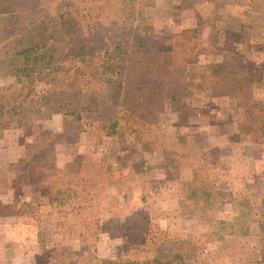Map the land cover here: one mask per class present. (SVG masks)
I'll return each mask as SVG.
<instances>
[{
  "label": "rangeland",
  "instance_id": "rangeland-1",
  "mask_svg": "<svg viewBox=\"0 0 264 264\" xmlns=\"http://www.w3.org/2000/svg\"><path fill=\"white\" fill-rule=\"evenodd\" d=\"M125 1L135 7L137 3L145 5L146 24L155 34L195 33L199 63L189 67L185 75V80L196 84L195 92L181 102L166 103L159 115L160 131L144 136L124 134L126 142L117 140L113 146L114 138L103 137L99 143L95 132L82 129L78 142L66 144L53 142L51 135L72 131V120L38 99L49 85L30 83L20 94L23 107L16 114L9 113L18 84L12 74L0 72V101L5 98L7 103V112L0 117V143L6 149L16 145L20 149L19 157L4 165L7 174L1 185L5 196L0 195L5 197L0 200V264H50L58 247L79 249L86 224L84 234L95 244L98 255L119 259L129 227L144 221L158 223L170 236L202 238L199 241H204L208 264H259L258 223H251L245 236L229 235L224 241L205 239V223L189 215V192L171 178L179 175L180 166H168L162 150L166 144H185L191 155L182 162L185 167L208 168L215 189L230 192L245 201V207L264 215V130L262 142L256 146L237 124L241 119L237 109L242 114L245 103L256 104L264 114V87L248 81L245 99L209 94L211 85L228 72L232 55L263 77L264 32L256 33L249 18L246 25L239 20L249 13L253 0ZM259 5L264 15V0ZM7 24L0 21V37L4 29H10ZM204 74L208 85L204 86L205 93H199ZM108 147H113L115 154ZM104 155L106 169L100 182L92 166ZM13 166L19 171L17 175ZM68 168L82 175L85 190L69 193L68 201L60 203L68 194L58 179ZM187 175L188 170H183V176ZM69 205L83 210L72 212ZM238 213L239 209L226 201L214 218L224 223L239 218L240 224L250 219ZM230 228L239 229L235 223ZM215 232L225 233L220 226Z\"/></svg>",
  "mask_w": 264,
  "mask_h": 264
},
{
  "label": "trees",
  "instance_id": "trees-1",
  "mask_svg": "<svg viewBox=\"0 0 264 264\" xmlns=\"http://www.w3.org/2000/svg\"><path fill=\"white\" fill-rule=\"evenodd\" d=\"M259 1L253 0L248 6L249 13L239 19L246 25L249 18L256 33L264 32ZM137 4L135 7L125 0H0V21L8 22L7 28H10L4 29L0 37L3 52L0 72L12 74L18 84L8 112L16 114L23 107L25 101L20 100V94L30 83L44 82L49 87L39 93L38 99L48 109L68 115L74 124L70 132L51 135L53 142L76 143L81 130L89 129L95 132L99 143L103 137H111L114 138L112 145L116 146L117 140L120 144L126 142L124 134L134 132L144 136L160 131L159 115L166 103L192 97L197 87L185 80L189 67L199 63L195 52L197 37L191 30L172 36L151 32L146 24L145 5ZM234 56L228 72L211 85L210 96L245 99L248 81L264 87V73L261 77V72L253 71ZM206 77L202 76L197 88L199 93L206 92ZM2 100L0 117L7 112L5 98ZM243 108L242 114L237 109L241 118L238 127L258 146L264 130L263 110L251 102ZM108 148L115 154L113 147ZM162 150L168 166H180L179 175L171 178L189 192L188 212L205 223L207 232L203 237L208 241H224L229 235L245 236L250 224L256 222L258 263L264 264V215L245 207V201L230 192L215 189L208 168L185 167L182 162L191 156L185 144H166ZM92 167L103 182L105 155ZM12 168L17 175L18 169ZM183 170H188L187 176H183ZM58 180L68 194L60 203L68 201L69 193L74 195L77 189L85 190L86 181L72 168ZM226 201L239 209L238 216L250 219L244 224H240L239 218L232 223L217 221L216 212ZM69 206L72 212L83 210L81 206ZM234 223L239 229L230 228ZM218 226L225 233L217 234ZM87 229L86 224L84 233ZM84 233L80 235L78 250L58 247L50 264H208L204 241H199L202 238L170 236L158 223L144 221L129 227L123 257L119 259L100 257L95 244Z\"/></svg>",
  "mask_w": 264,
  "mask_h": 264
},
{
  "label": "crops",
  "instance_id": "crops-1",
  "mask_svg": "<svg viewBox=\"0 0 264 264\" xmlns=\"http://www.w3.org/2000/svg\"><path fill=\"white\" fill-rule=\"evenodd\" d=\"M11 147V146H10ZM20 149L18 148V146H12V148H8L6 149V147L3 146V144L0 143V195H2L1 193H3V187L1 185H3L4 180L6 179V168H5V164L6 163H11L13 161H15L20 154ZM5 196V195H4ZM4 196H0V200H4ZM2 238L5 239L4 235L2 236Z\"/></svg>",
  "mask_w": 264,
  "mask_h": 264
}]
</instances>
